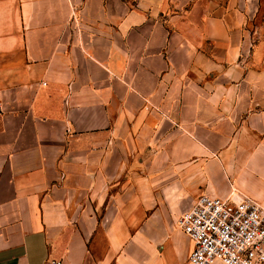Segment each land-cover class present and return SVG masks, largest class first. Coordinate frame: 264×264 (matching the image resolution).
Here are the masks:
<instances>
[{
    "label": "crops",
    "instance_id": "0c3cea01",
    "mask_svg": "<svg viewBox=\"0 0 264 264\" xmlns=\"http://www.w3.org/2000/svg\"><path fill=\"white\" fill-rule=\"evenodd\" d=\"M264 198V0H0V264H188L200 195Z\"/></svg>",
    "mask_w": 264,
    "mask_h": 264
},
{
    "label": "built area",
    "instance_id": "2783aa9c",
    "mask_svg": "<svg viewBox=\"0 0 264 264\" xmlns=\"http://www.w3.org/2000/svg\"><path fill=\"white\" fill-rule=\"evenodd\" d=\"M177 226L192 243L188 264H264V207L249 198L200 195Z\"/></svg>",
    "mask_w": 264,
    "mask_h": 264
},
{
    "label": "rangeland",
    "instance_id": "374dc122",
    "mask_svg": "<svg viewBox=\"0 0 264 264\" xmlns=\"http://www.w3.org/2000/svg\"><path fill=\"white\" fill-rule=\"evenodd\" d=\"M234 196L233 197H235V198H249V199H251V200H253V201H255V202H257L258 204H260L261 206H263L264 207V198H261L260 200H258V199H254V198H251V197H249V196H246V195H244V194H241L240 192H234Z\"/></svg>",
    "mask_w": 264,
    "mask_h": 264
}]
</instances>
